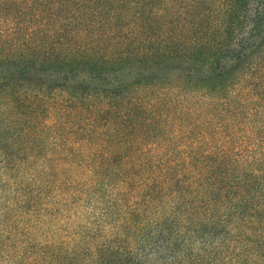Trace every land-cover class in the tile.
<instances>
[{
  "label": "trees",
  "instance_id": "trees-1",
  "mask_svg": "<svg viewBox=\"0 0 264 264\" xmlns=\"http://www.w3.org/2000/svg\"><path fill=\"white\" fill-rule=\"evenodd\" d=\"M0 264H264V0H0Z\"/></svg>",
  "mask_w": 264,
  "mask_h": 264
}]
</instances>
